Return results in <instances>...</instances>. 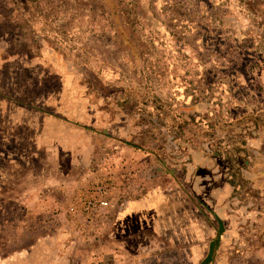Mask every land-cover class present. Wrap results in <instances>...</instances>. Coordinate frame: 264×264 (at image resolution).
Masks as SVG:
<instances>
[{
  "label": "rangeland",
  "instance_id": "374dc122",
  "mask_svg": "<svg viewBox=\"0 0 264 264\" xmlns=\"http://www.w3.org/2000/svg\"><path fill=\"white\" fill-rule=\"evenodd\" d=\"M263 1L0 0V264L55 252L57 203L33 191L39 157L30 172L4 162L44 149L47 117L77 128L93 181L164 194L140 259L211 264L219 229L235 243L221 264H264ZM37 238L44 253L21 250Z\"/></svg>",
  "mask_w": 264,
  "mask_h": 264
},
{
  "label": "crops",
  "instance_id": "0c3cea01",
  "mask_svg": "<svg viewBox=\"0 0 264 264\" xmlns=\"http://www.w3.org/2000/svg\"><path fill=\"white\" fill-rule=\"evenodd\" d=\"M259 8H264V1L259 4ZM258 15L255 16L257 22L260 20L261 24L264 23L263 18H260L261 13ZM261 27L263 30L259 32L264 38V27ZM0 95L6 98L5 94L0 93ZM70 129L71 131H68ZM55 130H60V134H55ZM78 134L79 131L75 126L69 127L61 120L47 117L42 121L41 129L36 136V144L44 149L24 151L30 153L31 160L13 158L15 154L11 150L4 151V162L9 163L14 169L24 166L29 168L32 165L31 161L39 157L42 167L41 176L38 177L36 188L33 189L35 200L40 201L43 208H45V202L57 203L52 205L55 209L51 211V216L60 221L57 226L53 225L52 230V244L55 252L50 259L45 256L42 263L88 264L80 259L78 261L73 259V256L81 252L98 256V258H92L91 264H167L163 258L140 259L139 256L140 250L151 249L150 244L140 242L141 234H158L161 231L158 221L150 212L160 209L164 204V194L140 193V188L130 193L122 185L125 182H135L133 179L115 178L111 183H108V179L93 181L96 177H92L89 169L81 167L84 165L75 158L77 154L84 153L82 149H75ZM49 141L51 143L55 141L56 144L53 143L51 146L48 144ZM58 145L62 148L72 147L56 149ZM30 171L29 168L28 172ZM98 189H101L100 193L97 192ZM92 199L104 201L107 204L93 212L85 210L86 203ZM221 233L222 230L218 229V234L215 231V261L213 260L211 264H221L225 246L231 248V245L235 244L232 241L225 245ZM228 233L231 236L229 231H226L223 236ZM91 244H98L99 248L90 247ZM38 249L43 253L47 249L42 238H37L28 246L21 248L22 251ZM261 250L264 254L262 245ZM67 251L73 254L71 258L63 257ZM31 258L32 255L29 252L25 255L18 254L19 262L23 264H33V261H30ZM13 259L15 257L10 260ZM202 260L203 257H196L195 264H204ZM171 264H188V261L180 258V261L176 260Z\"/></svg>",
  "mask_w": 264,
  "mask_h": 264
},
{
  "label": "built area",
  "instance_id": "2783aa9c",
  "mask_svg": "<svg viewBox=\"0 0 264 264\" xmlns=\"http://www.w3.org/2000/svg\"><path fill=\"white\" fill-rule=\"evenodd\" d=\"M98 193L101 192V189H98L97 190ZM107 203L104 202V201H98V200H89L87 203H86V209L85 210H89L91 212L97 210L99 207L101 206H105Z\"/></svg>",
  "mask_w": 264,
  "mask_h": 264
}]
</instances>
